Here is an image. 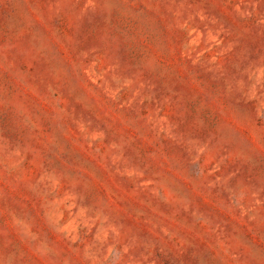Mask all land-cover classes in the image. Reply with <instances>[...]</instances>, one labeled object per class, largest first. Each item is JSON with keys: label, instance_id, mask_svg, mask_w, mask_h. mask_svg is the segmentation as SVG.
Segmentation results:
<instances>
[{"label": "rangeland", "instance_id": "rangeland-1", "mask_svg": "<svg viewBox=\"0 0 264 264\" xmlns=\"http://www.w3.org/2000/svg\"><path fill=\"white\" fill-rule=\"evenodd\" d=\"M0 264H264V0H0Z\"/></svg>", "mask_w": 264, "mask_h": 264}]
</instances>
